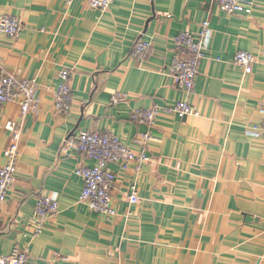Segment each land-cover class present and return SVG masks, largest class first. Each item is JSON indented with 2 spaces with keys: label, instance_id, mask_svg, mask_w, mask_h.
<instances>
[{
  "label": "crops",
  "instance_id": "crops-1",
  "mask_svg": "<svg viewBox=\"0 0 264 264\" xmlns=\"http://www.w3.org/2000/svg\"><path fill=\"white\" fill-rule=\"evenodd\" d=\"M252 14L221 11L210 0H0V19L20 17L18 38L0 32V75L35 78L32 108L0 105V166L21 127L16 180L0 209V254L26 250L30 264H264L263 121L264 0ZM211 23L209 51L189 97L199 115L159 111L154 126L133 111L183 99L172 76L173 38ZM150 43L138 55L136 44ZM238 51L256 56L246 74ZM69 69V110L56 108L60 71ZM119 98L115 101V98ZM117 135L135 150L151 130V160L109 168L116 214L106 217L79 201V165L91 164L68 143L81 131ZM136 186L139 201L130 203ZM57 195L59 211L36 232L38 196Z\"/></svg>",
  "mask_w": 264,
  "mask_h": 264
},
{
  "label": "built area",
  "instance_id": "built-area-1",
  "mask_svg": "<svg viewBox=\"0 0 264 264\" xmlns=\"http://www.w3.org/2000/svg\"><path fill=\"white\" fill-rule=\"evenodd\" d=\"M73 0H69L71 3ZM221 11L235 14H252L254 4L246 0H210ZM92 8L108 9L113 0H87ZM25 25L20 17L5 15L0 19V32L18 38L23 32ZM212 35L211 23L207 19L200 25V31H182L173 38V46L176 57L172 63V76L175 84L184 93V98L171 105L163 107L153 106L133 111L132 120L138 123H146L154 126L159 111L177 114L180 117L199 115L198 110L191 105L189 97L195 91L196 79L200 74L202 61L209 51ZM150 46L147 41H139L136 44L138 55L144 54ZM235 63L239 65L246 74L253 71L257 61L256 56L248 51H238L234 57ZM62 83L56 92V108L58 110H69L72 105L73 91L68 83L70 71L65 68L59 73ZM37 92V81L35 78H20L15 74L3 71L0 75V105L10 101L20 104L24 114L32 108ZM118 101L119 98H115ZM264 115V108H263ZM6 128L12 133V141L5 149V164L0 166V209L6 202L16 180V169L20 157L21 130L16 121H9ZM253 136H264V118L260 124L253 125L248 131ZM151 130L140 135V141L144 144L141 150L123 144L114 133L102 131L84 130L78 133L75 139L68 141L69 145L77 149L87 159L93 161L91 164H81L76 173L83 180V188L79 194V201L85 203L92 211L106 217L116 214L112 189L118 177L109 165L116 163L127 169L131 163L142 167L151 160L148 155L147 141L151 138ZM130 203L139 201L136 186H132L128 196ZM59 211V200L57 195L38 196L35 204L36 232H40L46 221ZM0 264H30L28 252L19 248L13 249L9 254H0Z\"/></svg>",
  "mask_w": 264,
  "mask_h": 264
}]
</instances>
